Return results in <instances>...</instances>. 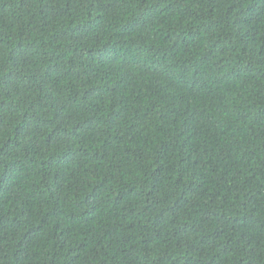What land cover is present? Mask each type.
<instances>
[{"label": "trees", "instance_id": "obj_1", "mask_svg": "<svg viewBox=\"0 0 264 264\" xmlns=\"http://www.w3.org/2000/svg\"><path fill=\"white\" fill-rule=\"evenodd\" d=\"M0 264H264V0H0Z\"/></svg>", "mask_w": 264, "mask_h": 264}]
</instances>
